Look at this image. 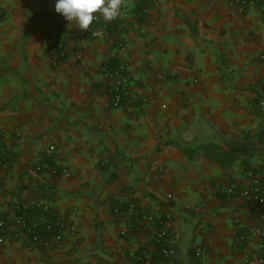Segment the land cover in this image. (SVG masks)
<instances>
[{
	"label": "crops",
	"instance_id": "obj_1",
	"mask_svg": "<svg viewBox=\"0 0 264 264\" xmlns=\"http://www.w3.org/2000/svg\"><path fill=\"white\" fill-rule=\"evenodd\" d=\"M0 19V220L11 224L0 264H134L131 253L151 247L158 227L129 213L131 201L158 220L172 214L179 264L262 256L264 211L253 213L240 191L247 168H264V0H122L120 16L90 33L55 0H0ZM118 62L130 72L115 107L101 67ZM208 142L253 154L224 169L199 149ZM56 166L70 176L54 175ZM36 202L76 227L62 247L33 243L12 224L18 206Z\"/></svg>",
	"mask_w": 264,
	"mask_h": 264
},
{
	"label": "built area",
	"instance_id": "obj_2",
	"mask_svg": "<svg viewBox=\"0 0 264 264\" xmlns=\"http://www.w3.org/2000/svg\"><path fill=\"white\" fill-rule=\"evenodd\" d=\"M237 5L242 7H248L255 3L257 0H233ZM99 16L98 14H96ZM136 14H134L135 16ZM102 21L101 17L94 20L90 25L86 33H90L96 24H100L103 27H108L112 22ZM4 24V21L0 19V26ZM77 40H81L80 37ZM119 48L124 49V43L119 42ZM53 53H56L62 57L67 55V52L60 47H54ZM76 57L79 63L83 64L84 57L81 50L76 51ZM101 71L107 77V80L111 82L110 91L113 95V105L119 107L124 102L123 84L126 75L130 72V66L127 62H118L115 66L104 64L101 67ZM166 78V77H164ZM264 86V81H263ZM261 109L264 111V101L260 102ZM54 146H50L45 150L47 155L54 153ZM8 165L6 161V153L4 150H0V166L6 167ZM43 167L38 165L34 168L35 171H42ZM264 171V168H263ZM52 173L58 176L69 177V170L62 167H54ZM162 176V169L159 168L157 177ZM248 177L250 178V184L247 188L240 191V195L247 200V207L253 212L264 211V188L261 182V176L253 171H248ZM230 193L234 190L230 189ZM17 213L12 221L16 227H21L31 237L33 243L42 242L46 246H55L57 248L62 247L63 233L65 230H69L70 233L76 234V227L74 225L66 226V223L58 217L51 214V208L49 205L43 202H36L33 204L20 205L16 209ZM116 213L120 212L119 203L116 204L114 209ZM127 211L133 215L143 214L144 218L149 224L158 227L154 244L151 247L141 248L131 253L132 261L134 264H179L178 263V247L181 240V233L176 228L167 226V223L172 220L171 213H166L161 219H157L151 212H147V204L145 202L131 201L128 204ZM31 212H37L44 216V221L40 226L32 225L29 221L28 214ZM10 221L7 219L0 220V242H3L9 230L11 229ZM39 228L41 230H39ZM128 230L123 229L122 235L127 234ZM244 236L241 235V241L244 240ZM260 250L262 256L254 260H246L243 263H231V264H264V227L260 230ZM201 255V252L197 253V257ZM199 261V260H198ZM198 264H203L201 261Z\"/></svg>",
	"mask_w": 264,
	"mask_h": 264
},
{
	"label": "clouds",
	"instance_id": "obj_3",
	"mask_svg": "<svg viewBox=\"0 0 264 264\" xmlns=\"http://www.w3.org/2000/svg\"><path fill=\"white\" fill-rule=\"evenodd\" d=\"M121 4L122 0H55V11L84 31L99 17L106 22L117 19Z\"/></svg>",
	"mask_w": 264,
	"mask_h": 264
},
{
	"label": "trees",
	"instance_id": "obj_4",
	"mask_svg": "<svg viewBox=\"0 0 264 264\" xmlns=\"http://www.w3.org/2000/svg\"><path fill=\"white\" fill-rule=\"evenodd\" d=\"M199 149H202L204 154L207 155V157L212 160L213 162L217 163L224 169H230L234 166V164L238 161V159L241 157V155H252L253 152L247 148L244 147H235L230 150H225L222 146L215 142H208L201 144L199 146ZM183 150L187 153L189 150L183 148ZM248 171H253L254 173H257L261 176V182L264 186V171L263 168H260L258 170L255 169H249ZM247 171V172H248Z\"/></svg>",
	"mask_w": 264,
	"mask_h": 264
}]
</instances>
